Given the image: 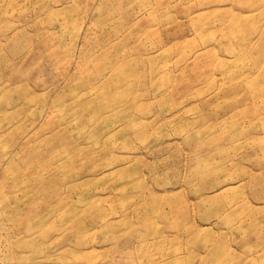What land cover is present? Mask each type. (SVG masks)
Instances as JSON below:
<instances>
[{
	"label": "rangeland",
	"instance_id": "1",
	"mask_svg": "<svg viewBox=\"0 0 264 264\" xmlns=\"http://www.w3.org/2000/svg\"><path fill=\"white\" fill-rule=\"evenodd\" d=\"M0 264H264V0H0Z\"/></svg>",
	"mask_w": 264,
	"mask_h": 264
}]
</instances>
